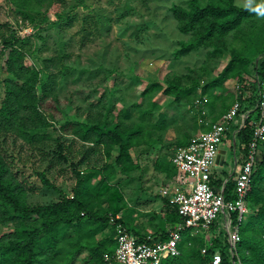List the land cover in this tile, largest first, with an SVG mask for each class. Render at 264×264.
Segmentation results:
<instances>
[{
	"label": "rangeland",
	"instance_id": "obj_1",
	"mask_svg": "<svg viewBox=\"0 0 264 264\" xmlns=\"http://www.w3.org/2000/svg\"><path fill=\"white\" fill-rule=\"evenodd\" d=\"M19 1L0 0V30L8 34L13 32L25 39L29 46L27 63L36 64L42 70L39 91L41 92L44 83L50 82L52 91L47 97L48 102L52 105L51 102L58 97V105L64 109L65 114L58 112L59 120L53 121L52 126L45 129L48 146L56 148L59 135L67 138L65 144H69L70 136L64 134L59 125L66 119H85L90 109L93 114H102L103 117L112 108L109 115V119H112L117 114L123 118L128 107L132 114L130 119L142 121V115H148L151 111L153 119L146 120L147 124L161 120L162 126L152 125L153 130L158 133L156 137H161L159 140L131 149L134 162L139 164V168L128 176L120 174L112 182L119 185L123 193L121 210L117 214L121 216L119 222L124 225L138 211L144 214L143 221L148 223L149 215L141 211L145 209L142 206L148 200L146 194L144 198L141 195L149 187L152 197L154 194L159 198L162 196L156 190L162 180L157 175L159 159L171 158L180 141L188 140L208 127L207 122H216L237 101L247 106L251 105L253 99H259V92L253 85L255 81L254 72L251 73L252 65L249 66L250 74H243L244 80L231 77L225 71L232 51L235 50V45L231 44L235 41L232 36H228L226 47L219 44L217 47H201L189 53L178 52L181 48L180 41H189L193 36L180 29L171 8L174 5L188 7L190 0H48L40 7L47 14L35 12L31 18H26L21 12L17 6ZM216 1L227 3L229 0ZM200 2L206 4L211 0ZM234 3L240 6H260L259 23H264V0H234ZM71 18L73 23L69 25L67 22ZM256 29L259 34L260 30ZM256 47L257 35L246 47L244 54L253 56ZM50 57L59 63V67L55 63L50 64V69L54 72L52 80L44 62ZM236 71L231 70L230 73ZM175 76L181 78L183 83H189L190 76L195 77L200 83V89L194 91V88H188L179 99L167 95L164 89L169 79ZM154 83L160 84L162 88H155L143 97L142 92ZM207 84L213 88L203 92L202 89ZM245 96L253 98L243 101L242 97ZM204 97L209 99L206 104L196 103L199 98ZM153 102L156 106H152ZM225 139L229 146L233 145V139L228 134ZM23 143L22 139L17 141L16 155L20 150L22 161L30 163L39 171L46 170L49 160H42L37 150L32 152L30 146ZM236 145L238 150L242 149L237 143ZM221 146L227 150V160L223 166L214 167V177L225 181L230 175L228 167L237 155L233 150L234 145L231 149L228 145ZM74 149L79 150L80 143H75ZM116 150L108 160L101 148L96 147L89 159L92 160V165L98 167L107 161L113 163ZM81 156L82 154L77 153L75 161L80 162ZM13 167L17 180L26 185L29 202L47 204L59 200L61 194L54 187L45 186L33 168H21L19 160L15 161ZM89 168L86 164L79 167L84 172H88ZM48 175L62 189V196L72 195L77 179L69 163L56 160ZM115 207L113 200H104L96 207V210L110 216L111 226H114L112 217L117 216L112 214ZM130 207L133 208V213ZM223 222L224 215H221L214 235L224 231ZM7 231V228L0 227V235ZM88 231L87 227L83 232H75L72 237L63 239L59 257L46 264H67L78 247V237ZM110 232L111 227L89 241L95 245L103 235ZM81 241H88V238L84 236ZM112 243H115L113 233L110 238V244ZM238 251L243 264H249L244 249L238 247ZM86 253L80 255L75 264H83L82 257Z\"/></svg>",
	"mask_w": 264,
	"mask_h": 264
},
{
	"label": "trees",
	"instance_id": "obj_2",
	"mask_svg": "<svg viewBox=\"0 0 264 264\" xmlns=\"http://www.w3.org/2000/svg\"><path fill=\"white\" fill-rule=\"evenodd\" d=\"M47 1L20 0L17 6L26 18H31L35 12L47 14V11L40 9ZM171 10L179 22L180 29L193 36L189 41H180L179 53H189L201 47H217L219 44L226 47L230 35L238 43L234 40L231 42L235 45V50L232 51L231 60L225 68L226 73L244 80L243 74H250L249 66L252 65L251 73L254 72L255 81L253 85L259 92V99H253L251 105H242V110L253 109L252 112L243 127L233 126L228 132L235 144L240 145L246 152L253 138V123L258 118V108L254 107L261 98V83L264 81V23H259L261 7L240 6L235 4L234 0L227 3L211 0L206 4H201L200 0H190L188 7L174 5ZM72 23L71 18L67 24ZM256 27L260 30L259 34ZM256 35V51L249 57L244 52ZM28 50L25 39L13 32L8 34L0 30V227L8 230L0 235V264H46L56 260L63 248L61 241L72 237L75 232H83L87 227L88 233L78 237V247L67 264H75L84 252L87 253L82 257L83 264H104V255L111 254L116 249L115 239V243L110 244L112 233L115 234V225L111 226L110 216L96 210V207L104 200H113L116 207L113 208L112 214L120 212L123 193L119 185L112 182L120 177V174L128 176L134 169L139 168V164L134 162L131 149L159 140L161 137H156L158 133L153 130L152 125L162 126L161 120L147 124L146 120L153 119L151 111L148 115H142V121L130 119L132 114L128 107L123 113V118L117 114L109 119L112 109L109 108L103 119L102 114L95 115L90 109L85 119H66L61 123L59 127L64 134L70 136V143L65 144L68 139L59 135L58 145L51 148L46 144L45 129L52 126L53 121L59 120L58 112H65L58 105V97L55 98L56 101L51 102L52 105L48 102L47 97L52 91L50 82L44 83L41 92L39 91L42 70L36 64L27 63ZM54 60L50 57L44 61L50 80L54 73L50 64L55 63L56 67H59V63ZM231 70L236 72L230 73ZM210 87L212 86L207 84L201 89L205 92ZM155 88L162 86L154 83L142 92V96H147ZM188 88H194V91L200 89L199 81L190 76L189 83H183L181 78L175 76L169 79L164 92L179 99ZM242 98L243 101H249L253 97ZM152 106H156V103L153 102ZM207 129L208 127H205L202 130ZM19 139L24 141L23 144L29 145L32 152L37 150L42 160H49L46 170L39 171L29 165L30 163L22 161L20 150L16 155ZM188 141L189 139H184L179 144L183 145ZM75 143H80L79 150L74 149ZM96 147L101 148L108 160L117 149L113 163L107 161L100 167L92 165L89 155ZM77 153L82 154L80 162L74 159ZM16 160L21 161V168H33L45 186L54 187L61 194L59 200L47 204L29 202L26 185L18 181L13 172ZM56 160L69 163L76 176L77 181L71 196H62V189L57 187L48 175ZM85 164L90 167L88 172L79 169ZM157 167L168 177L177 176L178 171L172 157L159 159ZM233 188L234 181H228L225 187L228 198L233 197ZM248 201L250 212L242 227V240L238 247L246 252L249 264H264V149L257 155ZM168 205L170 212L167 213V221H181L177 207ZM86 214L88 217H85ZM109 227L110 234L103 235L95 245L90 243V239L98 233L104 234ZM216 227L215 224L214 228ZM84 236L88 241H81ZM166 237L167 235L162 239ZM140 239L146 240L144 237ZM206 245L204 235H192L188 230L180 242L181 255L165 259L162 264H212L216 250L222 254L221 264H233L225 230L219 232L213 243L208 246L207 253H204L203 248Z\"/></svg>",
	"mask_w": 264,
	"mask_h": 264
},
{
	"label": "built area",
	"instance_id": "obj_3",
	"mask_svg": "<svg viewBox=\"0 0 264 264\" xmlns=\"http://www.w3.org/2000/svg\"><path fill=\"white\" fill-rule=\"evenodd\" d=\"M208 101V97H204L196 103L201 105ZM242 108L241 102L237 101L216 122H207V130H200L186 144L175 149L172 162L178 173L175 180L162 186L161 194L170 205L177 207L182 220L172 224L167 237L154 241L148 237L143 241L119 222L121 216L117 214L112 217L116 249L104 255V264H162L165 259L181 255L180 242L188 230L192 235L206 237L207 245L203 252L207 253L208 246L219 234L214 235L217 230L214 225L218 224L221 215H224L223 228L233 264H243L238 245L242 240V227L250 212L248 194L257 155L264 149V81L261 83V98L254 107L258 108V118L253 123V138L236 170L233 197L228 198L225 184L220 191L215 188L214 167L217 165L219 149L230 129L233 126L243 127L253 110L244 111ZM222 259L221 252L216 250L212 264H221Z\"/></svg>",
	"mask_w": 264,
	"mask_h": 264
},
{
	"label": "crops",
	"instance_id": "obj_4",
	"mask_svg": "<svg viewBox=\"0 0 264 264\" xmlns=\"http://www.w3.org/2000/svg\"><path fill=\"white\" fill-rule=\"evenodd\" d=\"M232 142L234 144L233 150L237 156L235 157L233 163L228 167L230 175L227 176V179L225 181H222L221 179H218L216 177L214 178V185L217 191H220L223 185L224 184L226 185L228 181L230 180L234 181L236 170L239 168L240 166L239 164L244 159V155H245L244 149L242 150L239 148L238 150L234 139ZM222 145L224 146L228 145L229 148L233 146L231 144L229 146L228 140L226 139ZM221 148L225 149L223 146H221ZM226 160H227V150H226V157L224 164L226 163ZM217 165L223 166L218 163ZM156 168L158 169V173H157L158 177L162 179L160 180L161 181L160 186H158L156 189L158 191V194L160 195L162 186L168 184L170 181L175 180L176 177H168L164 171L159 170L157 166ZM219 183H221V185ZM145 194L148 201L145 204H143L142 208L145 209H142L141 211L147 212V214L149 215L147 217L148 223H145L143 221L142 215L144 214H140L139 211L138 212L136 211L137 213H133V208L130 207L131 208L130 211L133 214L131 215V217H129V221L125 218V221L126 220L128 221L125 222L126 224L125 226L130 232H132L134 235L138 236L139 238L144 237L147 240L148 237H151L153 241L161 240L162 237L167 235L169 229L172 227L173 224V223H169L166 219L167 213L170 212V207L168 205L169 202L165 197H162L161 195L160 198L156 194H154V197H152L151 189L149 187H147V192L141 195V198H144Z\"/></svg>",
	"mask_w": 264,
	"mask_h": 264
},
{
	"label": "water",
	"instance_id": "obj_5",
	"mask_svg": "<svg viewBox=\"0 0 264 264\" xmlns=\"http://www.w3.org/2000/svg\"><path fill=\"white\" fill-rule=\"evenodd\" d=\"M225 157H226V150L220 148L218 156H217V163L220 164V165H223L224 161H225Z\"/></svg>",
	"mask_w": 264,
	"mask_h": 264
}]
</instances>
